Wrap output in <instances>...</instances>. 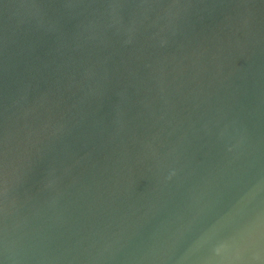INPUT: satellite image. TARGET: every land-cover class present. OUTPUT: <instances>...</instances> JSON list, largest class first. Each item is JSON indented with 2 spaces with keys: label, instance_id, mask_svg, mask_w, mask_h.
Instances as JSON below:
<instances>
[{
  "label": "water",
  "instance_id": "water-1",
  "mask_svg": "<svg viewBox=\"0 0 264 264\" xmlns=\"http://www.w3.org/2000/svg\"><path fill=\"white\" fill-rule=\"evenodd\" d=\"M0 264H264V0H0Z\"/></svg>",
  "mask_w": 264,
  "mask_h": 264
}]
</instances>
